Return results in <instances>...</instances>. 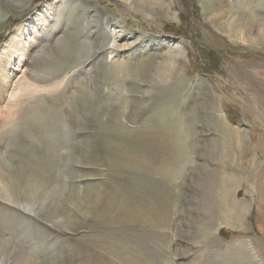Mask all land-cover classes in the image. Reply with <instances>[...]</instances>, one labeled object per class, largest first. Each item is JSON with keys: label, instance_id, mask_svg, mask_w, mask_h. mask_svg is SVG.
I'll use <instances>...</instances> for the list:
<instances>
[{"label": "rangeland", "instance_id": "374dc122", "mask_svg": "<svg viewBox=\"0 0 264 264\" xmlns=\"http://www.w3.org/2000/svg\"><path fill=\"white\" fill-rule=\"evenodd\" d=\"M143 2L0 0V194L71 225L0 198L8 257L264 264V0H223L210 22L201 0ZM234 20L252 26L243 43L223 31ZM63 41L76 50L63 56ZM175 42L180 71L141 81ZM84 87L97 89L90 113ZM46 135L59 146L33 155Z\"/></svg>", "mask_w": 264, "mask_h": 264}, {"label": "bare ground", "instance_id": "6f19581e", "mask_svg": "<svg viewBox=\"0 0 264 264\" xmlns=\"http://www.w3.org/2000/svg\"><path fill=\"white\" fill-rule=\"evenodd\" d=\"M120 1L125 2V3H128V4H131V6L135 8L134 5L136 3V0H120ZM137 1H139V2L144 1L143 3H144L145 6L148 5L147 3H151V0H137ZM201 2L203 3V5H204V3L207 5L206 7H203L202 8L203 15L206 18H208L209 15L212 14L213 12H215V11L219 10L221 7H223V5H222L223 0H218L216 2L217 4L216 3L213 4L212 3V0H201ZM171 3L174 4L175 3L174 0H171ZM152 4H154V5L156 4L157 5L158 3L155 2V1H153ZM171 10L172 9H169L167 7V10H166L167 12H166L165 16L168 17V18H170V19H172V20H178V21H180L181 20L180 19V16L174 14ZM151 11H152V14H153V17H154L155 16L154 15V10H151ZM227 12L229 13L230 10L227 11ZM208 21L210 22V19L209 18H208ZM240 21L241 20H234V22L229 23L227 25V27H225V29H223V31H226L232 37L231 39H234V38L240 39V40H242L241 43H243V42H245V39H242V36H243V38H245L244 37L245 35H243V32H245L247 30H250L252 28V26L249 23L247 25V26H249V29H248V27H246L244 25V22L243 21L240 22ZM214 26H216V25L214 24ZM222 26H224V25H222ZM222 28L223 27H221V29ZM263 38L264 37L261 38L262 39L261 41H263ZM62 43H63V48L61 50L67 51L66 53H63L64 54L63 56L69 55L73 50H76V46L75 45L73 46L71 42L63 41ZM132 43L133 42H130L129 40H126V42H124L122 44H119V43L118 44H115V48L116 49L124 50L125 48L130 47V45ZM186 51H187V48H185L180 42H175L173 45H171L170 50L167 51L166 53H164V55H163L164 61L163 62H160V61L159 62H153L151 59L144 61L143 62V65L141 64V66L138 69V73L140 74V76H142L141 78L139 76V78L143 82H145V80H144L145 78L144 77H146V76H148L150 78L153 77L152 80L155 83H159V82H162V81H164V82L167 81L168 82L169 79H171L174 75H176L180 71V68H181L183 59L185 58V52ZM122 64H124V63H122ZM154 78H156V79H154ZM154 82H152V83H154ZM37 87H39V86H37ZM96 93H97V89L96 88L90 89L88 87H84L83 90L80 92V95L82 96V101L81 102H83L85 104V109H88V111L85 110L86 113H90L89 110L92 109L93 108V105L96 104L95 103L96 102V99H97ZM124 93H127V92L121 91L120 94H119V96H121L122 98H124V97L126 98V96L124 95ZM114 94H116V93H114ZM100 104H103V102H101ZM18 105H16V104L13 105V103L9 102L7 104V106H6V109L9 110V112L7 113V115L8 116H12V115H15L16 113L18 114V112L15 111V113H14V110H11V109L17 108ZM8 122H10V121H8ZM36 122L40 126L41 130H43V128H44V130H47L46 129L47 127L44 126V122L41 119L40 120L37 119ZM66 125H67V127H69L70 124L69 123H66ZM15 127H16V125H15ZM17 127H18V125H17ZM26 133H28V132H26ZM27 135H28L27 138L30 139L29 142H31V143L33 142V138H36L32 134H29L28 133ZM48 137H50V136L46 135V136H43L41 138V140L38 139V141L36 143H38V142L39 143H38V145L36 144L35 148L36 147H39V149H38V151H35V149H33V152H32L33 155H35V154H37L39 152L40 148L42 147L41 146V143L46 138L48 139L47 140V146L48 147L46 145L44 147V150H46L45 155L52 154L53 153V150H56L57 149V146H59V144L58 143L54 144L53 139H51V137L49 139ZM41 150H42V148H41ZM36 156H38V155H36ZM38 161L39 162L40 161L45 162L43 158L38 159ZM12 195L13 194L9 190V187H6V188L3 189L2 194H0V198L5 199L9 203H12V204H15V205H18V206L20 205L21 207L25 208L27 211H30V212L34 213L36 217H38L39 219L47 222L48 224H50L54 228H57V229H60V230L61 229H64V230H67V231H70L71 230V225L70 224H65L63 222V220L56 219L57 221H54L53 219H49V218L43 217V212H42L43 210L42 209L39 210L38 212H34L32 210V208L29 207L28 205H23L22 206V203L19 204V203L15 202L14 199H13L14 197H12ZM234 202H235L234 203V207H235L236 204H240L238 201L237 202L234 201ZM220 204H221V202H220ZM243 206L246 209L249 208V206L247 204L246 205H243ZM3 242L0 239V264H30V262L28 261V257L25 254L27 251H23V250L16 251L14 254L10 253V256L8 257V249H7L8 248V242H4V243ZM251 251L253 253H256L254 255H257V252L255 251V249L252 248ZM11 255H13V256H11ZM34 255H36V254H34ZM31 256L33 257V255H31ZM259 261H261V260H259ZM261 263H262V261H261Z\"/></svg>", "mask_w": 264, "mask_h": 264}]
</instances>
